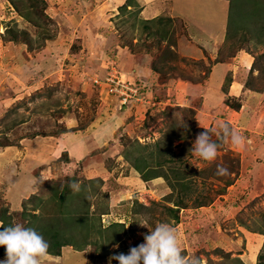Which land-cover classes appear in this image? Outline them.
Listing matches in <instances>:
<instances>
[{"label":"rangeland","instance_id":"1","mask_svg":"<svg viewBox=\"0 0 264 264\" xmlns=\"http://www.w3.org/2000/svg\"><path fill=\"white\" fill-rule=\"evenodd\" d=\"M170 4L152 17L125 0H0V209L25 227L35 194L55 206L46 216L67 212L68 224L87 210L90 221L84 237L43 264H109L162 222L174 227L187 259L264 264V0L202 10L203 35L185 25L188 8ZM234 9L245 18L234 23ZM199 122L217 130L230 123L244 141H221L216 159L204 161L191 150L205 131ZM43 134L53 136L52 165L34 164L30 154ZM169 141L160 153L157 144ZM226 157L238 161L236 172ZM155 168L165 176L147 180ZM71 180L80 190L56 206V188ZM181 199L177 220L169 207ZM114 222L125 231L109 245L100 228Z\"/></svg>","mask_w":264,"mask_h":264},{"label":"clouds","instance_id":"2","mask_svg":"<svg viewBox=\"0 0 264 264\" xmlns=\"http://www.w3.org/2000/svg\"><path fill=\"white\" fill-rule=\"evenodd\" d=\"M200 126L205 131L197 135L191 150L194 156L204 161L212 162L216 159L221 141L228 142L230 139L236 145L244 141V137L227 122L221 123L218 126L219 130L204 127L201 123ZM214 135L216 139H213ZM217 174L227 175L228 169L218 166ZM68 186L74 192L80 190L76 180H71ZM135 222L142 227H148L143 220H135ZM0 246L5 247L6 254V259L0 260V264H43L49 249L48 242L39 232L19 223L3 227L0 231ZM114 247L119 248V244ZM111 260H117L119 264H201L198 258H186L179 246L176 230L169 223L163 222L158 223L154 230L150 229V233L144 236L143 243L130 247L127 254L114 253L109 257V264Z\"/></svg>","mask_w":264,"mask_h":264},{"label":"trees","instance_id":"3","mask_svg":"<svg viewBox=\"0 0 264 264\" xmlns=\"http://www.w3.org/2000/svg\"><path fill=\"white\" fill-rule=\"evenodd\" d=\"M231 7H232V1H231ZM234 8H238V7L234 6ZM241 11L242 10L236 12L235 9L233 10V15L232 16H234L233 17L234 23L236 21H241L243 18H245V13L240 15ZM255 13H257V16L259 15L258 11L257 12L256 11L255 12L251 11V14L253 16L255 15ZM262 15H264V11L261 12L260 16H262ZM253 16H251L250 13H249L247 18L248 19H252L251 17H253ZM262 34H264V31H263ZM15 38H17V36H15ZM166 54H167V57H170V55L167 52H166ZM254 64H255V62H253L251 70L255 69ZM252 73L254 74V71H252ZM231 81H232V79L229 78V75H228V78L225 81L224 87H223V89L226 92L229 91V83ZM248 85H249V87L251 89H253V90L256 89L252 84L249 83V81H248ZM225 102L230 107H232L234 109H239L241 107V103L240 102H237V101L236 102H232L228 98L225 100ZM228 124L230 125V123H228ZM230 127H231V125H230ZM190 129H193V128H190ZM164 143L159 142L157 144L158 146L162 145V147L159 149L160 153H164V152L166 153L167 152V149H169L168 147H170L171 141L168 142L169 144H164ZM10 144H12V143L5 142V144H1V145L7 146V145H10ZM65 157H66V154H65ZM226 158L228 160L227 164H229L231 166L230 169L233 170V172H236V170H238L237 169L238 168L237 167L238 161H235V160H233L231 158H228V157H226ZM148 171H149L148 174H144V177L147 180H149L151 178H155V177H163V176H165L163 174V172L161 170H157V168L151 169V170H148ZM182 179H185V177L183 176ZM182 179L178 176L176 181H183ZM101 183H103V182L101 181ZM101 183H100V185H101ZM231 184H232V182L229 181L228 185H231ZM72 192H73L72 189L69 188L68 185L61 186L60 189L56 188V193L55 194H58V198H59L56 206H58V205L60 206L61 204L63 205L64 202H66L65 200L68 197L71 198L73 196V195H71ZM33 198H34L33 202L37 200L36 201L37 204H36L35 208H33V207L32 208H26L27 205H29L30 202L32 201V200H30L31 198H28L27 201H24V203H23L25 208L27 209V213L24 212V217L25 216H30V218L33 220V221L27 220L28 223L26 224L25 227L35 229L37 232H39L45 238V240L49 244L48 253L54 254V255H60L62 246H66V245L72 246V245L76 244V241L78 240V238L84 237L83 236L85 234V232H83V231H85L84 228L87 225H88L87 227H89V224H90V221H87V219H86L87 218L86 217L87 216V214H86L87 210L85 212L76 214L74 220H71L72 219L71 218L70 222L67 224V223H64L69 218V217L66 216L67 212L58 211L56 213V211H54L51 214L53 216H50V217L46 216V214L55 206H49L51 204L48 205V204H45L44 201L36 199L35 194L33 195ZM199 205L202 206V205H204V203L201 202ZM176 206H177V208L169 207V210H170V212H172L173 217L178 220L179 219L180 208H185L186 204H185L184 200L181 199L180 201H177ZM39 207H40L41 210H45V211H41L42 215L39 214L40 212L37 213V212L34 211V209H36V208L39 209ZM69 214L74 215V213H69ZM0 221L2 222L1 226H3V227H7V226L13 225L15 223L12 213L9 212V208L2 207L0 209ZM33 225H35V226H33ZM64 225H65V227L63 229L66 230L65 233H64L65 236L61 235V231H60V229ZM91 225L92 226L90 228H91L92 231H93V229L98 228V226H96L94 224H91ZM3 227H0V231L3 230ZM100 230L102 231V237L104 238V240L106 242H108L109 245H111V244L117 243L121 239L120 235L125 231V225H124V223L114 222V223L110 224L106 228H100ZM88 231H90V229ZM47 235H50V238H46ZM215 251L220 253V251H218V250H215ZM4 255H6L5 254V247L4 246H0V256H4Z\"/></svg>","mask_w":264,"mask_h":264},{"label":"crops","instance_id":"4","mask_svg":"<svg viewBox=\"0 0 264 264\" xmlns=\"http://www.w3.org/2000/svg\"><path fill=\"white\" fill-rule=\"evenodd\" d=\"M177 1L179 2V4L177 6H175L176 9L178 8V9L182 10L181 5L184 9L188 8V10H187L188 12L186 14L190 15V17H191L190 19L186 18L187 20H186L185 25L188 27V30L190 29V27H193V31L190 30L191 33L195 34V32L198 31L197 33H199L201 35L207 33V32H204V29H202V27H207V25L200 22V20L203 18L202 10L208 8L212 11L213 8H215L217 6V3L223 4V3L227 2V0H177ZM125 3H128L130 9L133 8L134 6L137 7V9L139 10V13L141 15L143 14V15H151L152 16L156 12H160L162 10H167L168 8L171 9L170 8L171 4L169 6L166 5L167 0H131V1L125 0ZM164 6H166V7H164ZM221 9H222V7H221ZM193 13L199 14V16L192 15ZM152 17H154V16H152ZM254 92H256V91H254ZM62 136H63V134L61 135V137L60 136L59 137L62 138ZM48 137L52 138L53 136L43 134V137L42 136L39 137V135H38L36 138H40V139H36L37 141H34L35 139L33 138L34 140L31 143L33 150L30 151V154L32 155L33 160H36L34 164L41 166V165H45L48 163V165L49 164L52 165L54 163V162H52V160H56V159H54L55 154L52 150V144L54 142L53 141L50 142L52 139L48 138ZM64 141L65 140L62 139L61 143H64ZM90 169H94V168H90ZM15 171L17 173L19 172L18 169H16ZM13 175L15 177L14 181H16V179H18V178H21L20 174H13ZM96 175H98V174H96ZM31 176H32V178H34L32 174H31ZM0 179H1V177H0ZM0 184H2V182H0ZM4 185H7V184L4 183ZM1 225H2V222L0 221V226Z\"/></svg>","mask_w":264,"mask_h":264},{"label":"built area","instance_id":"5","mask_svg":"<svg viewBox=\"0 0 264 264\" xmlns=\"http://www.w3.org/2000/svg\"><path fill=\"white\" fill-rule=\"evenodd\" d=\"M132 97H134V96H132V94L129 96V98H128V96L126 95V96H124V97L121 99V101H122V103L124 104V102H126L128 99H131Z\"/></svg>","mask_w":264,"mask_h":264}]
</instances>
